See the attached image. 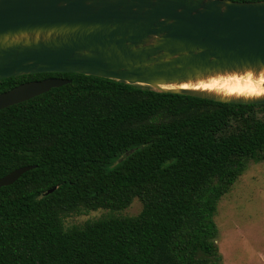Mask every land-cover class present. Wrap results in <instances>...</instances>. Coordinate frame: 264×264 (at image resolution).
<instances>
[{"label":"trees","instance_id":"1","mask_svg":"<svg viewBox=\"0 0 264 264\" xmlns=\"http://www.w3.org/2000/svg\"><path fill=\"white\" fill-rule=\"evenodd\" d=\"M46 77L71 81L0 109V178L35 166L0 187V264H223L214 217L264 161V104L69 72L3 78L0 93Z\"/></svg>","mask_w":264,"mask_h":264},{"label":"water","instance_id":"2","mask_svg":"<svg viewBox=\"0 0 264 264\" xmlns=\"http://www.w3.org/2000/svg\"><path fill=\"white\" fill-rule=\"evenodd\" d=\"M248 71L264 72V0H0V79L80 73L223 103L264 104V93L179 87ZM70 81L23 82L0 93V109ZM34 167L11 171L0 187Z\"/></svg>","mask_w":264,"mask_h":264},{"label":"rangeland","instance_id":"3","mask_svg":"<svg viewBox=\"0 0 264 264\" xmlns=\"http://www.w3.org/2000/svg\"><path fill=\"white\" fill-rule=\"evenodd\" d=\"M256 91L263 89L259 87ZM254 113L264 119V107H256ZM141 209V201L135 199L117 214L134 215ZM108 213L99 209L70 215L65 218V225L82 224ZM214 219L223 264H264V161L247 163L243 174L218 203Z\"/></svg>","mask_w":264,"mask_h":264},{"label":"bare ground","instance_id":"4","mask_svg":"<svg viewBox=\"0 0 264 264\" xmlns=\"http://www.w3.org/2000/svg\"><path fill=\"white\" fill-rule=\"evenodd\" d=\"M264 72L229 73L195 82L184 83L179 87L216 91L225 95L259 96L264 93ZM261 87L263 91H256Z\"/></svg>","mask_w":264,"mask_h":264},{"label":"clouds","instance_id":"5","mask_svg":"<svg viewBox=\"0 0 264 264\" xmlns=\"http://www.w3.org/2000/svg\"><path fill=\"white\" fill-rule=\"evenodd\" d=\"M150 122H152V121H150Z\"/></svg>","mask_w":264,"mask_h":264},{"label":"flooded vegetation","instance_id":"6","mask_svg":"<svg viewBox=\"0 0 264 264\" xmlns=\"http://www.w3.org/2000/svg\"><path fill=\"white\" fill-rule=\"evenodd\" d=\"M31 81V80H30Z\"/></svg>","mask_w":264,"mask_h":264}]
</instances>
